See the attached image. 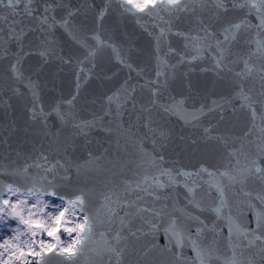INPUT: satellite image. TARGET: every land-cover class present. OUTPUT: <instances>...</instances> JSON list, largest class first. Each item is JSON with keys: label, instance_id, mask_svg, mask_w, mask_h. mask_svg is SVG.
Masks as SVG:
<instances>
[{"label": "snow or ice", "instance_id": "obj_1", "mask_svg": "<svg viewBox=\"0 0 264 264\" xmlns=\"http://www.w3.org/2000/svg\"><path fill=\"white\" fill-rule=\"evenodd\" d=\"M0 264H264V0H0Z\"/></svg>", "mask_w": 264, "mask_h": 264}]
</instances>
